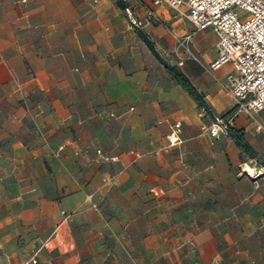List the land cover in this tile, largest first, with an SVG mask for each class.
<instances>
[{"label": "crops", "instance_id": "1", "mask_svg": "<svg viewBox=\"0 0 264 264\" xmlns=\"http://www.w3.org/2000/svg\"><path fill=\"white\" fill-rule=\"evenodd\" d=\"M130 1L0 0V264H264V182L247 175L264 131L231 123L248 156L206 130L231 104L216 34Z\"/></svg>", "mask_w": 264, "mask_h": 264}, {"label": "built area", "instance_id": "2", "mask_svg": "<svg viewBox=\"0 0 264 264\" xmlns=\"http://www.w3.org/2000/svg\"><path fill=\"white\" fill-rule=\"evenodd\" d=\"M149 1L156 6L167 5L189 21L193 31L212 30L217 37V56L209 68L216 69L225 63L233 68L225 86L231 98L230 108L225 114L212 117L207 132L213 137L227 134L238 115L249 119L256 132L264 131V118L258 117L264 109V0ZM146 11L148 17L155 16L152 9L146 8ZM180 126V121L175 122L166 134L169 145L180 142ZM95 156L105 162L118 160L101 149L95 151ZM247 175L254 187L264 182V170L247 171ZM32 262H36L34 257Z\"/></svg>", "mask_w": 264, "mask_h": 264}, {"label": "trees", "instance_id": "3", "mask_svg": "<svg viewBox=\"0 0 264 264\" xmlns=\"http://www.w3.org/2000/svg\"><path fill=\"white\" fill-rule=\"evenodd\" d=\"M117 6L121 8L127 7V3L124 2V0H116ZM145 42L149 46V48L153 51L155 56L159 58V60L165 65L167 68L170 76L179 83L183 89L192 97L195 99L199 107H205L204 102L202 100L201 94L196 90V88L193 86V84L189 81V79L184 75V73L179 70L177 67L169 66L165 64L162 59L158 56V54L153 50V47L148 39L144 37ZM228 134L231 138H233L235 144L246 153L248 156H253V151L251 146L248 144V142L244 138V133L241 129H236L234 127H229Z\"/></svg>", "mask_w": 264, "mask_h": 264}, {"label": "rangeland", "instance_id": "4", "mask_svg": "<svg viewBox=\"0 0 264 264\" xmlns=\"http://www.w3.org/2000/svg\"><path fill=\"white\" fill-rule=\"evenodd\" d=\"M113 1H115V0H113ZM126 1L128 2L129 5H131V1L130 0H126Z\"/></svg>", "mask_w": 264, "mask_h": 264}]
</instances>
